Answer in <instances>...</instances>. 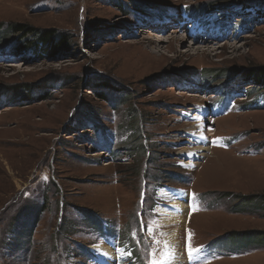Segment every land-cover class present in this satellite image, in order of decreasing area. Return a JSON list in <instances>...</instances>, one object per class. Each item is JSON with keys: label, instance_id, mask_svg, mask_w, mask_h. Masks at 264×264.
<instances>
[{"label": "rangeland", "instance_id": "374dc122", "mask_svg": "<svg viewBox=\"0 0 264 264\" xmlns=\"http://www.w3.org/2000/svg\"><path fill=\"white\" fill-rule=\"evenodd\" d=\"M0 53V264H264V0H0Z\"/></svg>", "mask_w": 264, "mask_h": 264}, {"label": "trees", "instance_id": "16d2710c", "mask_svg": "<svg viewBox=\"0 0 264 264\" xmlns=\"http://www.w3.org/2000/svg\"><path fill=\"white\" fill-rule=\"evenodd\" d=\"M244 6H247V3H244L243 7ZM193 8H191V6L185 7L183 9V11L185 12V14L187 16H189L190 18H192L194 20H198L199 21L200 19H203L204 16H206V18H208V16L210 15L208 13L209 11H211V10H209L210 6H209V8H207L208 10H206L204 8H194V9ZM204 12H206L207 14L203 15L202 13H204ZM200 16H203V17H200ZM207 20L208 19L202 20L201 26L203 28H207L208 26H215L216 27L217 24L223 23V22H217L216 20H213V19H211L210 21H207ZM243 22L245 23V21H243ZM248 22H250V21H248ZM253 22L257 23L256 22V17H255V20ZM246 24L247 23L243 24L245 26V28H246ZM247 27H249L248 24H247ZM32 33H34V36L32 37L31 40H29V39H26V41L23 40L24 43L22 45L14 46L13 48L9 44L8 45V48L3 49V53L7 54V52H9L7 50H10V51L14 52V54H17V53H19V51L21 50V48H23V46H25V47H28V48H25V49L23 48L24 51H25V53H29L30 55H35V56L36 55L37 56L38 55H41V56L49 57L50 56V53L53 50H55V48L57 47V45H60L62 43L60 37H54V33L53 34H48V35H45L44 32H42V31H39V32L33 31ZM23 38H25V37H23ZM0 54H2V53H0ZM248 74L249 75H244L242 77V79L244 78L245 80L250 81L253 84L255 83V84H257V85H259V86H261V87L264 88V67L261 68L260 70L259 69H256V68L251 69V70L248 71ZM27 87L28 86H23L22 87L23 88L22 91H24L26 94H28V97L29 98L34 97V96H30V95L33 94V93L35 95V90L34 89H31L29 87L27 88ZM106 87H108V86L106 85ZM111 90H113V88H111ZM0 94H2V93H0ZM7 94L8 93H5L4 92V95H5L6 98L8 96ZM253 196H255V195H253ZM248 198H252V196L251 195H249V196H243L242 199L243 200L244 199L247 200ZM248 201L249 202H252L251 199L250 200L248 199ZM139 259L141 260V258H139ZM43 264H50V261L49 260H46V262L43 263Z\"/></svg>", "mask_w": 264, "mask_h": 264}, {"label": "bare ground", "instance_id": "6f19581e", "mask_svg": "<svg viewBox=\"0 0 264 264\" xmlns=\"http://www.w3.org/2000/svg\"><path fill=\"white\" fill-rule=\"evenodd\" d=\"M157 23L159 24L160 22H157ZM160 26H163V25H160ZM146 34L147 35H150V36H155L156 33L152 32V31H148ZM157 34L159 35V33H157ZM164 39H165V37L163 39H161V38L158 39L157 38L158 41H162ZM202 115H203V112L202 111H197L196 109L194 110V116H199L200 117ZM204 140L205 139L203 138V135H201V134L194 135V141L197 142L198 144L201 145ZM204 147H206V146H204ZM204 147H202V145H201V146H197V148H191L192 150L186 151L187 152L186 154L189 155L191 158L197 160L198 157H201V156L205 155L204 152H205L206 149L208 150V146L206 148H204ZM186 164H189V162H187ZM172 190H174V189H172ZM165 193L168 196H170V199L173 201V202L169 203V205H167V206L169 208L170 207H173V208H175V210H173V208L172 209L161 208V209H158V210L161 212V214L168 215V217L162 219L163 223H161V224H163V225H165L167 227H170L171 225H175L177 223V221L179 219V215H180L179 211L182 212V209H185L184 208L185 205H184V202H183L184 201L185 194L183 192H181L180 190H174V191H169V192H165ZM165 233H167V235H168L167 237L169 238V241H172V243L176 244V242L174 240V239H176L175 238V235H176L175 232H172V233L165 232ZM173 248H174V245H173ZM175 248H176V246H175ZM101 250L104 253H106V256H110L111 258H114L113 257L114 252H113V250H112L111 247L104 246V248H102ZM173 251L178 252L177 251V248L174 249ZM101 260H106V258L105 259L102 258ZM178 260H180V259H178ZM107 262H109V264H111V263L112 264H115V261L114 260L106 261V263Z\"/></svg>", "mask_w": 264, "mask_h": 264}, {"label": "snow or ice", "instance_id": "6c2138e0", "mask_svg": "<svg viewBox=\"0 0 264 264\" xmlns=\"http://www.w3.org/2000/svg\"><path fill=\"white\" fill-rule=\"evenodd\" d=\"M165 248H167V245H165ZM199 251H200V249H195V250L192 249L191 245L189 243V246H188L189 259H193L196 255V253H198ZM171 255L172 254L170 252H166L164 260H160V261L153 260L151 262V264H167V260H168V258L171 257Z\"/></svg>", "mask_w": 264, "mask_h": 264}]
</instances>
